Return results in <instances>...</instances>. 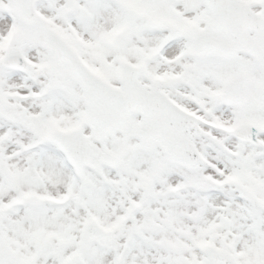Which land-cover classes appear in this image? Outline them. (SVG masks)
<instances>
[{"label":"snow or ice","instance_id":"snow-or-ice-1","mask_svg":"<svg viewBox=\"0 0 264 264\" xmlns=\"http://www.w3.org/2000/svg\"><path fill=\"white\" fill-rule=\"evenodd\" d=\"M0 264H264V0H0Z\"/></svg>","mask_w":264,"mask_h":264}]
</instances>
